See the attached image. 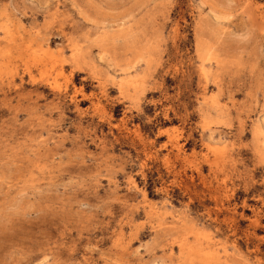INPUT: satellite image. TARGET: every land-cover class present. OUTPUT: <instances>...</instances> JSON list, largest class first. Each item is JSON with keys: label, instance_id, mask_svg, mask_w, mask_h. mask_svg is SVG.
Returning <instances> with one entry per match:
<instances>
[{"label": "rangeland", "instance_id": "obj_1", "mask_svg": "<svg viewBox=\"0 0 264 264\" xmlns=\"http://www.w3.org/2000/svg\"><path fill=\"white\" fill-rule=\"evenodd\" d=\"M224 263L264 264V0H0V264Z\"/></svg>", "mask_w": 264, "mask_h": 264}, {"label": "bare ground", "instance_id": "obj_2", "mask_svg": "<svg viewBox=\"0 0 264 264\" xmlns=\"http://www.w3.org/2000/svg\"><path fill=\"white\" fill-rule=\"evenodd\" d=\"M171 166H172V165H171ZM197 172H198V171H197ZM199 172H201V171L199 170ZM192 173H193V172H192ZM198 174H199V173H198ZM200 174H201V173H200ZM193 177H194V176H193ZM191 178H192V177H191ZM202 179H203V178H202ZM204 180H205V179H204ZM192 181H193V180H192ZM192 181H191V182H192ZM205 181H206V180H205ZM202 182H203V181H202ZM176 183H177V182H176ZM192 183H193V182H192ZM188 184H189V183H188ZM191 187H193V186H191ZM201 187H202V186H201ZM186 188H188V187L186 186ZM202 188H203V187H202ZM205 188H206V187H205ZM187 190H188V189H187ZM188 191H190V190H188ZM204 191H205V190H204ZM204 191H203V192H204ZM203 192H202V193H203ZM190 193H191V192H190ZM193 193H194V192H193ZM197 193H199V192H196V194H197ZM204 193H205V192H204ZM194 195H195V194H194ZM199 195H200V194H199ZM195 196H197V195H195ZM189 197H190V196H189ZM198 197H199V196H198ZM193 198H194V197H193ZM204 198H205V196H204ZM190 199H191V198H190ZM195 199H196V197H195ZM200 200H201V199H200ZM200 200H198V201H200ZM203 202H204V200H203ZM201 203H202V201H201ZM200 206H201V205H200ZM205 210H206V209H205ZM150 214H151V213H150ZM168 214H169V212H168ZM163 215H164V214H163ZM160 216H161V215H160ZM179 219H180V218H179ZM188 219H189V218H188ZM185 225H187V224H185ZM193 225H194V224H193ZM178 227L181 228L180 226H178ZM188 227H189V225H188ZM183 228H184V227H183ZM177 229H178V228H177ZM177 229H175V230H177ZM181 229H182V228H181ZM193 229H194V228H193ZM183 230L186 231V227H185V229H183ZM173 231H174V229H172L171 232H173ZM174 232H175V231H174ZM190 232H191V231H190ZM184 233H185V232L182 231V235H183ZM198 233H200V232H198ZM176 234H177V233L175 232V235H173V236H176ZM186 234H187V233H186ZM189 234H190V233H189ZM189 234H188V235H189ZM191 234H192V233H191ZM154 235H155V234H154ZM171 235H172V234H171ZM177 235H179V233H178ZM182 235H181V236H182ZM184 235H185V234H184ZM199 235H200V234H199ZM199 235H198V236H199ZM166 236H167V235H166ZM179 236H180V235H179ZM181 236H180V238H181ZM202 236H204V235H202ZM159 237H160V236H159ZM161 237H162V236H161ZM169 237H171V236H169ZM196 237H197V236H196ZM199 237H200V236H199ZM165 238H166V237H165ZM165 238H164V239H165ZM171 238H172V237H171ZM171 238H170V239H171ZM201 238H202V237H201ZM198 239H199V238H198ZM207 239H208V238H207ZM166 240H167V238H166ZM167 241H168V240H167ZM173 241H174V240H173ZM178 241H179V240H178ZM159 242H160V240H159ZM179 242H180V241H179ZM181 243H182V242H180V244H181ZM185 243H186V242H185ZM175 244H176V243H175ZM201 244H202V243H201ZM170 245H171V244H170ZM169 247H170V246H169ZM169 247H168V248H169ZM180 247H181V246H180ZM177 248H178V247H177ZM181 248H182V247H181ZM184 248H185V247H184ZM185 249H186V248H185ZM204 249H205V248H204ZM171 250H172V249H171ZM207 251L209 252V250H207ZM208 252H206V253H208ZM203 255H204V253H203ZM208 255H209V254H208ZM219 255H220V254H219ZM189 262H190V259H189ZM222 262H223V261H222ZM224 264H225V263H224Z\"/></svg>", "mask_w": 264, "mask_h": 264}]
</instances>
